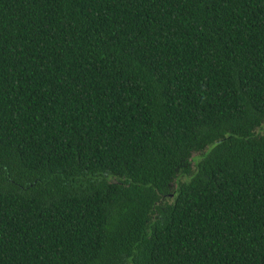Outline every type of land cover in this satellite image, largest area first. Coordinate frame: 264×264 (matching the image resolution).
I'll return each instance as SVG.
<instances>
[{
    "label": "trees",
    "instance_id": "trees-1",
    "mask_svg": "<svg viewBox=\"0 0 264 264\" xmlns=\"http://www.w3.org/2000/svg\"><path fill=\"white\" fill-rule=\"evenodd\" d=\"M0 264H264V0H0Z\"/></svg>",
    "mask_w": 264,
    "mask_h": 264
}]
</instances>
